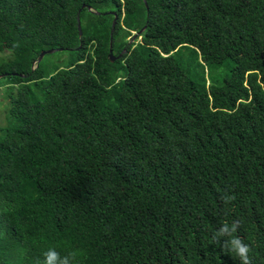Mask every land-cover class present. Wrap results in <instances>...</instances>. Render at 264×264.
I'll list each match as a JSON object with an SVG mask.
<instances>
[{
	"label": "trees",
	"instance_id": "obj_1",
	"mask_svg": "<svg viewBox=\"0 0 264 264\" xmlns=\"http://www.w3.org/2000/svg\"><path fill=\"white\" fill-rule=\"evenodd\" d=\"M5 50L0 264H264V0H0Z\"/></svg>",
	"mask_w": 264,
	"mask_h": 264
},
{
	"label": "clouds",
	"instance_id": "obj_2",
	"mask_svg": "<svg viewBox=\"0 0 264 264\" xmlns=\"http://www.w3.org/2000/svg\"><path fill=\"white\" fill-rule=\"evenodd\" d=\"M221 199L225 204H230L236 199V196L225 192ZM239 222L233 221L231 224L224 222L222 226L214 233L213 240L216 243L222 242V248L230 253H234L241 261V264H252L250 253L251 247L239 236L233 234L237 232ZM83 253L79 250H70L65 255H61L55 247H50L43 252L42 264H80L79 258Z\"/></svg>",
	"mask_w": 264,
	"mask_h": 264
},
{
	"label": "rangeland",
	"instance_id": "obj_3",
	"mask_svg": "<svg viewBox=\"0 0 264 264\" xmlns=\"http://www.w3.org/2000/svg\"><path fill=\"white\" fill-rule=\"evenodd\" d=\"M138 39H140V37H138ZM10 51L5 50L0 52V60H2L3 58L10 56ZM67 53H60L58 54V52H54L51 54H47L45 56V61L50 62L53 59L57 58V56L59 55L60 57H66ZM7 81V78H0V88L2 89V91L4 92L5 90H7V87L5 85V82ZM8 99H6V101L3 100V102L0 103V125H7L8 124Z\"/></svg>",
	"mask_w": 264,
	"mask_h": 264
},
{
	"label": "water",
	"instance_id": "obj_4",
	"mask_svg": "<svg viewBox=\"0 0 264 264\" xmlns=\"http://www.w3.org/2000/svg\"><path fill=\"white\" fill-rule=\"evenodd\" d=\"M144 2H145V4L147 5V0H144ZM83 7H84V5H83ZM89 9H90V10H93L91 7H89ZM97 13H98V12H97ZM113 13H114V21H113V25H115L116 20H117V18H118V15L116 14L115 11H113ZM78 27H79V34H80V36H81V35H82V28H81V22H80V17H79V16H78ZM144 29H145V26H144L139 32H135L134 35H133V37H132V39H131V41H132V40H135V39L137 38V36L140 35V33H141ZM59 49H61V48H52V49L42 50V51L40 52L39 56L37 57V59L34 61V64L37 65V64L43 59V57H44L46 54H48V53H54V52L58 51ZM124 51H125V50H124ZM124 51H123V52H124ZM123 52H122V53H123ZM122 53H119V55H115V54L113 53L112 48H111V49H110V54H109L111 61H115L116 58L119 57V56H121ZM4 75H5V74H0V78L3 77Z\"/></svg>",
	"mask_w": 264,
	"mask_h": 264
}]
</instances>
